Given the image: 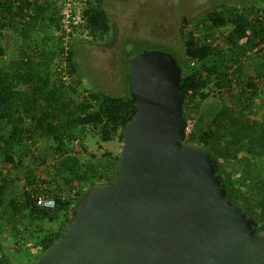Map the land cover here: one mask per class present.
I'll return each instance as SVG.
<instances>
[{
  "label": "trees",
  "instance_id": "16d2710c",
  "mask_svg": "<svg viewBox=\"0 0 264 264\" xmlns=\"http://www.w3.org/2000/svg\"><path fill=\"white\" fill-rule=\"evenodd\" d=\"M258 1L248 6L214 7L206 11V21L214 28L231 25L227 35L221 38L213 31L199 35L195 30H190L182 35L185 58L182 62L177 60L182 69L183 113L187 118L188 111L200 108L213 89L219 91L226 88L233 97L231 87L235 81L245 84L239 91L238 99L244 101L241 107L251 114L255 98L261 94L258 79L264 76V68L253 73L247 61H241L240 57L246 52L259 50L264 44V1ZM103 2L90 0L82 12L83 21L72 24V27L76 29L79 25L93 36L101 38L109 33L110 17ZM62 18L63 12L58 6V0H0V36L11 29L19 37L17 59L11 60L8 66L2 62L0 64V160L19 171L24 170L26 184L33 185L36 181L33 160L36 163V158L44 162L50 159L52 177L63 180L59 183V189L51 192L56 200L54 208L36 204L31 196L32 191H25L22 202L11 199L8 210L3 212L10 223L18 221V227L15 228L17 242H20L19 236L26 235L31 239L34 222L37 220L58 222L56 228H49L38 237L35 242L38 250L33 253L34 261L25 258L24 264H34L61 234L71 219V206L91 186L113 178L118 153L105 151L103 159L92 154L94 159L83 161L80 152L87 146L83 144L82 135L89 128L94 130L99 143L116 137L122 141V129L136 112L135 101L128 89L124 95H112L94 88L81 92L71 84L63 83L65 73L69 75L70 71H74V47L65 46L61 40L54 44H39L37 31H32L34 27L41 26L61 29ZM218 39H222L221 42H217ZM2 51L0 47V55ZM61 55L65 60L61 59ZM126 65L128 87L127 61ZM234 71H237L238 78L231 75ZM58 82L62 86L60 83L58 86ZM261 104L264 127V102ZM236 121L239 130L233 134H230V130L224 131V114L217 111L212 124L199 127V122H196L197 126L189 132L188 140L208 148L219 164L222 158L237 163L231 174L221 172L226 183L227 197L255 217L256 233L262 231L260 234L264 235V138L252 142L249 132L244 130L246 123ZM80 133L82 135L77 136ZM49 137H52L54 143L48 144L46 151L38 153L34 144ZM31 148L34 149L30 151ZM249 148L255 156H259L255 162L258 169L256 172L251 170L253 163L236 161L243 159L245 154H238ZM27 157L32 160L27 161ZM1 179L6 178L0 173V194H3L6 181ZM20 180V176H15L9 183L23 189ZM41 182L45 183V180ZM35 188H38L37 184L33 186V191ZM59 211L63 212V218L59 217ZM3 251L0 246V264H12Z\"/></svg>",
  "mask_w": 264,
  "mask_h": 264
},
{
  "label": "water",
  "instance_id": "95a60500",
  "mask_svg": "<svg viewBox=\"0 0 264 264\" xmlns=\"http://www.w3.org/2000/svg\"><path fill=\"white\" fill-rule=\"evenodd\" d=\"M127 62L136 112L113 178L74 203L34 264H264L255 217L227 197L216 156L187 139L177 58L145 49Z\"/></svg>",
  "mask_w": 264,
  "mask_h": 264
},
{
  "label": "rangeland",
  "instance_id": "374dc122",
  "mask_svg": "<svg viewBox=\"0 0 264 264\" xmlns=\"http://www.w3.org/2000/svg\"><path fill=\"white\" fill-rule=\"evenodd\" d=\"M255 2L259 1L104 0L103 6L110 17L111 29L102 38L93 36L87 29L79 25L76 29L72 27L71 34L66 38L63 33L61 34L60 29L55 30L54 27H34L32 31H37L38 37H40L39 44H54L61 40L65 46L72 45L74 47V71H70L68 78L63 82L64 84L69 83L81 92L94 88L112 95H124L128 89L126 80V61L128 56H133L135 53L145 49H157L172 53L182 62L185 58L183 34H186L190 30H195L199 35H204L207 31H213L218 38H221L227 35L231 29V25L214 28L206 21L204 15L206 11L214 7L248 6ZM58 5L62 9L64 8V5L59 4V2ZM38 28H41V30ZM7 31V33L0 36V47L3 49L0 55V62L6 65L10 63L12 58L17 59V45L19 40L18 35L13 30L9 29ZM221 40L218 39L217 42H221ZM224 46L227 45L225 44ZM263 48L264 44L262 43L259 50L246 52L240 57L241 61H247L248 67L253 73L258 69L264 68V64L262 63L264 61ZM61 57L62 60H65L63 55ZM61 63L63 65L65 64L64 62ZM231 75L238 78L237 71H234ZM258 80L261 94L255 98L251 114L241 107V103H244V101L238 99L240 95L239 91L242 87H245V84L238 83L237 81L233 82L234 84L231 87L234 91L232 94L233 97L230 96L226 88H222L219 91L213 89L211 95L203 101L200 108L188 111L189 123L187 127V139L189 132H191L194 126H197L196 122H199V127L204 126V124H212V118L217 111H221L224 114V131L230 130L232 132L230 134L235 133L239 130L236 121L239 120L238 122L240 123H246L244 130L249 132V139L252 142H257L255 140H258V138H264V130H262L264 128L262 126L263 111L261 106V103L264 102V76L262 75ZM59 83L62 86L61 82L57 83L58 86ZM245 95L248 96L246 92ZM235 116L237 119H233ZM260 133L262 136H260ZM81 135L80 133L77 136L80 137ZM82 137H84L83 144L87 146L86 149L80 152L83 161L94 159L92 154H96V158L103 159V152L105 151H111L113 154H117L122 145V141L118 137L111 141L99 143L97 135L94 134V130H90L89 128ZM40 140L43 141L41 144H34L38 153L42 150H47V148L44 149V145L47 143H54L52 137L48 139L42 138ZM244 150L241 154H238V156H244V153L245 157L243 159L233 158L237 162L246 161L250 164L253 163L254 167L251 170L256 172L258 169L255 166V162L259 156H255L250 148ZM49 161L46 167L51 168ZM221 164V172L226 175L231 174L233 168L237 166L236 162L232 161L230 163V161L223 158ZM49 181L48 186L51 185V187H47L48 193H51L52 190L59 189V187L55 186L57 184L56 182L51 179ZM59 217L63 218L62 211H59ZM16 223L17 221L12 224L9 219L4 217L0 218V244L4 249L3 252L7 254L12 264H24L25 258L29 259V261H34L32 251H36L35 242L38 240V237L42 236L45 230L58 226V222L46 220L35 221L33 231L31 232V239L29 237L25 239L28 242L31 240V245H26L24 241H16L15 237L17 234L14 227ZM260 233L262 231L256 234L262 235Z\"/></svg>",
  "mask_w": 264,
  "mask_h": 264
},
{
  "label": "crops",
  "instance_id": "0c3cea01",
  "mask_svg": "<svg viewBox=\"0 0 264 264\" xmlns=\"http://www.w3.org/2000/svg\"><path fill=\"white\" fill-rule=\"evenodd\" d=\"M12 60H15V58H12ZM0 64H1V62H0ZM9 64H7V66ZM2 65L5 66L4 64H2ZM42 142L43 141L40 140L39 142H36V143L41 144ZM48 144L49 143H47L46 145H44V149L47 148V145ZM33 149L34 148H31L30 151L33 150ZM35 150H36V148H35ZM36 151H35V153H36ZM42 151H40L39 153H42ZM26 160L27 161H30V160H32V158L31 157H27ZM49 162H51V161H49ZM32 164L35 165L34 166V173L36 175V177H35V180H36L35 181V184L38 185V188H39V186L41 184H43V186L45 187L44 190L46 191L47 190V187L48 188L51 187V185L48 186V184L50 183V181H49L50 179L52 181H54V182L57 183L55 185L56 187H59V183H61L63 180L60 177H52L53 171L51 169H48L49 168L48 166L46 167V165H48V161L44 162L43 159L36 158V163L33 160V163ZM47 169L51 171V172H49L48 176H47ZM23 172H24V170L19 171L16 168L12 167L11 165H9V164H7L5 162H2L0 160V173H1V176L3 178H6L4 180L1 179L3 182L6 181V191L3 192V194H0L1 199H2V201L0 202V218H3V217L4 218H7V216L4 215L3 212L5 213V211L8 210V207L10 206V200L11 199L13 200L15 198L16 199L15 201L20 203V202L23 201L24 192L25 191L26 192L27 191L30 192L31 190H33L32 188H33V186H35V184H33V185L26 184V178L23 176ZM44 173H46V174H44ZM15 176H20L21 177L20 183H22L23 189H20L19 186L15 185L14 183H9V180H13V178ZM41 180H43V181L45 180V183L41 182ZM1 183L2 182H0V184ZM47 192H48V190H47ZM19 214L21 215V213H19ZM20 215H18V216H20ZM52 222H54V221H52ZM17 224L18 223H16L14 225V227L16 229L18 227ZM19 238H20L21 241H24V243L26 245H28V244L31 245V240L29 242L25 240L26 238H28V236H26V235L23 236V237L19 236ZM21 238H23V239H21ZM0 246H1V244H0ZM37 250H38V248H36V251ZM36 251H32V252L35 253Z\"/></svg>",
  "mask_w": 264,
  "mask_h": 264
},
{
  "label": "built area",
  "instance_id": "2783aa9c",
  "mask_svg": "<svg viewBox=\"0 0 264 264\" xmlns=\"http://www.w3.org/2000/svg\"><path fill=\"white\" fill-rule=\"evenodd\" d=\"M89 1L90 0H58L59 4L64 5L63 9L60 6L63 12L60 32L61 34H64L65 38L71 34L72 24H77L79 21H83L82 12L85 7H87ZM67 78L68 74L65 73L63 79L65 80ZM44 188L43 184H41L39 188H35V191L31 190V196L36 201V204L48 208H54L56 206L55 197L52 193H48L47 190L45 191Z\"/></svg>",
  "mask_w": 264,
  "mask_h": 264
},
{
  "label": "flooded vegetation",
  "instance_id": "af4514ba",
  "mask_svg": "<svg viewBox=\"0 0 264 264\" xmlns=\"http://www.w3.org/2000/svg\"><path fill=\"white\" fill-rule=\"evenodd\" d=\"M222 162H220V164H219V172L221 173V170H222V164H221Z\"/></svg>",
  "mask_w": 264,
  "mask_h": 264
}]
</instances>
